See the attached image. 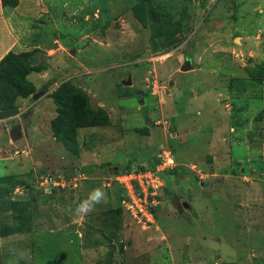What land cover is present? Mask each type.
Here are the masks:
<instances>
[{"label":"rangeland","instance_id":"1","mask_svg":"<svg viewBox=\"0 0 264 264\" xmlns=\"http://www.w3.org/2000/svg\"><path fill=\"white\" fill-rule=\"evenodd\" d=\"M41 1L17 0L11 17L37 71L34 93L0 120V178L21 183L0 199V264H264V81L236 82L264 64V0H154L153 18L141 0H50L51 16ZM185 59L193 69L182 72ZM64 84L109 120L69 146L51 129ZM162 146L175 173L152 222L138 223L113 173L150 167ZM94 189L105 200L79 218ZM9 200H31L30 230L12 233Z\"/></svg>","mask_w":264,"mask_h":264},{"label":"trees","instance_id":"2","mask_svg":"<svg viewBox=\"0 0 264 264\" xmlns=\"http://www.w3.org/2000/svg\"><path fill=\"white\" fill-rule=\"evenodd\" d=\"M154 0H141L140 4L150 10L149 16L153 18L151 11ZM3 7L17 6V0H1ZM172 2H165L163 9H173ZM138 9L134 11V16L142 23L145 22L138 14ZM140 12V11H139ZM168 30V29H167ZM177 34L180 33V28H175ZM36 50L29 52L23 51L14 53L9 51L0 60V120H6L17 115L16 100L18 98H26L34 93L33 84L27 79V76L32 71H37L30 63V58ZM264 81V64H260L253 69V75L249 82L247 79L236 80L237 84L245 91L253 85H259ZM250 83V84H248ZM53 103L56 106L57 115L52 122V133L56 140L69 146L76 139L78 129L96 126L108 125V116L102 109H92L89 106L88 98L83 91L71 85H61L51 95ZM158 163L157 157L151 163V169H154ZM121 173V172H120ZM118 172V174H120ZM175 173V170L169 171ZM165 174H162V178ZM20 183L17 177H2L0 178V199L6 198L4 192L10 194L14 188ZM32 199V198H30ZM31 201V200H30ZM30 201L14 202L9 200V209L11 218L15 221L12 227V233H21L31 229V213ZM4 201L2 205H4Z\"/></svg>","mask_w":264,"mask_h":264},{"label":"built area","instance_id":"3","mask_svg":"<svg viewBox=\"0 0 264 264\" xmlns=\"http://www.w3.org/2000/svg\"><path fill=\"white\" fill-rule=\"evenodd\" d=\"M154 169L132 170L117 174L115 180L123 192L122 204L138 223H151V209L157 207L164 188L162 174L175 167L170 147H160ZM18 190V189H17Z\"/></svg>","mask_w":264,"mask_h":264},{"label":"crops","instance_id":"4","mask_svg":"<svg viewBox=\"0 0 264 264\" xmlns=\"http://www.w3.org/2000/svg\"><path fill=\"white\" fill-rule=\"evenodd\" d=\"M43 6H44V10L49 13V16H51V11L50 10V6L48 5L50 3V0H44L41 1ZM21 6V4L15 6V7H3L0 1V17H1V22H0V26L4 29V31L10 36V39H4L1 35H0V60L4 57V55L8 52V51H12L13 48H21V51H24L22 49L23 44L22 42V38L18 37L20 36L19 32L14 29L13 27V20L11 19V17L13 16H17L18 17V11L17 9H19ZM7 8H12V11L6 12ZM49 9V10H48ZM32 19V18H31ZM34 20V19H33ZM12 22V23H11ZM55 23V25L57 27H59V24H63L57 17L54 19V21H52ZM5 25V27H4ZM34 27L36 28V26L34 25ZM34 31V30H33ZM56 32V31H55ZM59 36H56L53 41L52 44H56L58 42ZM5 40L6 42L4 43ZM22 45V46H21ZM38 74V73H36ZM32 75L29 74L27 77L28 79L31 77ZM30 80V79H29ZM31 81V80H30ZM22 132V137H23V130H21ZM103 151V150H102Z\"/></svg>","mask_w":264,"mask_h":264},{"label":"water","instance_id":"5","mask_svg":"<svg viewBox=\"0 0 264 264\" xmlns=\"http://www.w3.org/2000/svg\"><path fill=\"white\" fill-rule=\"evenodd\" d=\"M192 69H193V67L191 65L190 59H185L183 66L180 68V71L186 72V71H189V70H192ZM128 82L131 83L129 78H128L127 81H124L122 83L123 84H127ZM40 96H42V93L35 94L34 96H32V100L33 101L37 100ZM27 124H28V118L23 120L21 125L18 124V125L13 126L12 129L8 133L10 140L11 141H16V140L21 139L22 138V132H21L22 127L23 128L26 127ZM106 173H107V170H103L102 173H101V170L98 169V170L95 171L93 176H95V177L98 176V175L104 176ZM110 174H112V173H110ZM117 174H118V172L115 169V172L113 173V175L115 176ZM181 205H182L183 209H188L189 208V205L187 203H182Z\"/></svg>","mask_w":264,"mask_h":264},{"label":"clouds","instance_id":"6","mask_svg":"<svg viewBox=\"0 0 264 264\" xmlns=\"http://www.w3.org/2000/svg\"><path fill=\"white\" fill-rule=\"evenodd\" d=\"M104 200L105 193L100 189H94L84 201L77 205L75 214L79 218H84L88 214L92 213L96 206L101 204Z\"/></svg>","mask_w":264,"mask_h":264}]
</instances>
